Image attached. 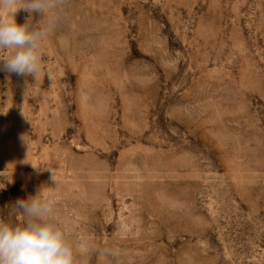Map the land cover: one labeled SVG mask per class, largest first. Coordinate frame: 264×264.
Here are the masks:
<instances>
[{"label":"rangeland","instance_id":"rangeland-1","mask_svg":"<svg viewBox=\"0 0 264 264\" xmlns=\"http://www.w3.org/2000/svg\"><path fill=\"white\" fill-rule=\"evenodd\" d=\"M41 51L0 71V219L45 187L75 264H264V0H66Z\"/></svg>","mask_w":264,"mask_h":264},{"label":"clouds","instance_id":"clouds-1","mask_svg":"<svg viewBox=\"0 0 264 264\" xmlns=\"http://www.w3.org/2000/svg\"><path fill=\"white\" fill-rule=\"evenodd\" d=\"M65 3L66 0H0V71L39 81L41 49L56 31ZM20 10L29 13L23 24L16 21ZM32 14L41 17L35 25ZM44 191L45 187L36 196L17 199L11 205L12 215L20 216V222L0 219V264H75L79 244L56 219L55 196L44 195ZM97 252L111 264H118L117 251Z\"/></svg>","mask_w":264,"mask_h":264}]
</instances>
